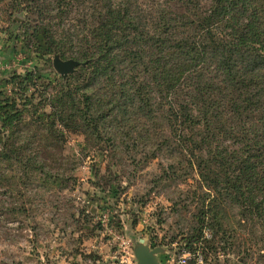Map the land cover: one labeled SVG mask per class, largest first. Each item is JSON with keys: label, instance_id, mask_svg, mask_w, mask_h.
I'll use <instances>...</instances> for the list:
<instances>
[{"label": "trees", "instance_id": "16d2710c", "mask_svg": "<svg viewBox=\"0 0 264 264\" xmlns=\"http://www.w3.org/2000/svg\"><path fill=\"white\" fill-rule=\"evenodd\" d=\"M10 7L3 19L24 30V45L46 67L53 71L56 55L87 65L41 90L37 71L8 77L13 96L0 92L5 195L38 177L55 181L30 142L39 131L62 139L64 130L128 158L132 175L162 160L160 181L198 177V191L180 200L198 210L196 234L181 248L204 249L205 230L215 244L234 211L259 222L264 237V0H11Z\"/></svg>", "mask_w": 264, "mask_h": 264}, {"label": "rangeland", "instance_id": "374dc122", "mask_svg": "<svg viewBox=\"0 0 264 264\" xmlns=\"http://www.w3.org/2000/svg\"><path fill=\"white\" fill-rule=\"evenodd\" d=\"M10 6L11 0H0V92L8 97L13 96V88L6 85L12 73L37 71V77H43L37 80V90L43 81L61 77L24 45V30L3 19ZM63 132L62 139H49L39 131L30 142L55 181L38 177L14 185L9 195L0 187V264H106L118 251L116 236L132 240L134 246L140 239L150 246L158 242L163 263L196 234L198 210L180 200L198 191L197 176L185 183L160 181L168 164L162 160L132 175L135 167L128 158L114 157L82 133ZM113 173L117 180L111 179ZM19 208L23 214L12 217L11 211ZM227 216L226 236L213 244L212 238L207 241L201 235L208 264H264L261 224L237 211Z\"/></svg>", "mask_w": 264, "mask_h": 264}, {"label": "built area", "instance_id": "2783aa9c", "mask_svg": "<svg viewBox=\"0 0 264 264\" xmlns=\"http://www.w3.org/2000/svg\"><path fill=\"white\" fill-rule=\"evenodd\" d=\"M211 236L210 231H205V239H210ZM116 239L119 242L118 251L113 256L108 257L106 264H137L133 241L122 236H116ZM149 247L160 248L161 246L155 242ZM161 264H208V261L204 255L203 244L200 243L194 251L180 248L174 256L166 257L165 262Z\"/></svg>", "mask_w": 264, "mask_h": 264}, {"label": "water", "instance_id": "95a60500", "mask_svg": "<svg viewBox=\"0 0 264 264\" xmlns=\"http://www.w3.org/2000/svg\"><path fill=\"white\" fill-rule=\"evenodd\" d=\"M87 63H80L75 60H62L56 55L53 60V68L59 76L66 79L68 76L78 72V68L85 67ZM164 253L162 248H151L146 240L140 239L135 243L134 255L137 264H161L160 255Z\"/></svg>", "mask_w": 264, "mask_h": 264}, {"label": "crops", "instance_id": "0c3cea01", "mask_svg": "<svg viewBox=\"0 0 264 264\" xmlns=\"http://www.w3.org/2000/svg\"><path fill=\"white\" fill-rule=\"evenodd\" d=\"M160 257H161V256H160ZM160 257H159V258H160ZM160 259H162V257H161Z\"/></svg>", "mask_w": 264, "mask_h": 264}]
</instances>
